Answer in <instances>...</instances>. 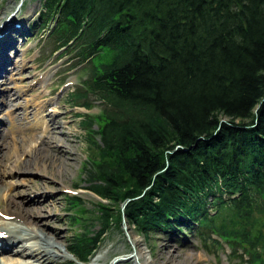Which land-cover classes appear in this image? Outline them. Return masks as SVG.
Segmentation results:
<instances>
[{
    "label": "trees",
    "instance_id": "16d2710c",
    "mask_svg": "<svg viewBox=\"0 0 264 264\" xmlns=\"http://www.w3.org/2000/svg\"><path fill=\"white\" fill-rule=\"evenodd\" d=\"M42 3L54 53L89 67L70 99L105 106L81 181L103 202L66 197L70 253L89 263L124 221L147 238L185 224L230 263L264 264V0Z\"/></svg>",
    "mask_w": 264,
    "mask_h": 264
},
{
    "label": "rangeland",
    "instance_id": "374dc122",
    "mask_svg": "<svg viewBox=\"0 0 264 264\" xmlns=\"http://www.w3.org/2000/svg\"><path fill=\"white\" fill-rule=\"evenodd\" d=\"M41 9V0H0V28L3 22H8L10 19H13L15 26L22 24L20 21L25 20L27 32L22 37L17 36L16 49H10L8 51V56L12 59V64H20L25 61L28 66V73H26V70L22 75H18L16 82L20 83L22 78L34 75H36L38 80L47 78L45 85L40 86L35 94L44 96L46 100L52 99L53 103L47 107V111L62 106L69 113V120H72L74 125V134L71 139L75 141L73 144L77 147L75 152L78 160L74 163L75 166L71 169V174H69L65 184L57 183L50 178H45L47 179V187L42 189L44 192H37V189L25 190L21 184L22 179L35 180L38 174L16 170L12 176H3L1 173L4 172L6 166H10L9 163L12 161L9 163L6 162L4 168L0 166V186H3L4 182H6V185L11 183L12 186L9 190L8 186H6L4 193L1 195L7 197L11 193L17 202H22L25 205L24 207L29 209H31L29 206L30 200H36L37 197L42 198L43 195L48 196V199L52 196L54 206L51 207V210L53 214L55 213L53 218L56 220L48 218V211L42 213L46 216L45 220L49 224V228L62 231V243L66 249L69 241L73 239L77 232L76 227L73 225L78 223L71 221L72 216L66 199L69 195L66 194V191H72L74 188L77 189V184L82 185L76 193L81 195L86 202L83 207L85 211L94 212V206L101 202L97 196L87 189L86 184L81 182L84 173H86L85 168H91V159L93 158L92 147L96 149V144H98L96 134L99 128L97 127L88 133L82 129V123L85 122V115L94 121L98 120L105 106L98 102L95 96H90L86 102L87 105L93 107L91 110L76 107L73 100L70 99L74 91L78 92V90L84 87L83 81L87 79L89 74L88 67H81L74 71H69L68 69H72L73 64L76 63L73 60V55H67L60 59L62 52L52 54L54 48L51 45V40H48V38L49 31L53 28L54 24L50 23L48 29H42L39 26L42 22L39 15ZM67 57H70L72 62ZM32 81L34 83L36 80ZM31 84L27 83V86ZM49 85L50 87L46 88ZM28 95L30 97L32 91H29ZM97 123L99 125V122ZM2 129H5V127L3 126ZM48 199L46 201H49ZM17 207L13 206V208ZM26 216L27 218L30 217L27 214ZM85 217L90 219L94 215L86 213ZM79 223L85 226L89 225L88 220H81ZM78 228H81V226ZM134 237L140 240V246L146 258L155 264H233L228 260L231 251L226 245H223V247L217 244L214 245L212 239L219 238L213 234H209L207 239L206 236L198 237L196 234L194 235L192 231H187V234L184 233L181 235L179 240L174 238V236L163 234H153L147 238L127 222L123 223L122 230L120 227L117 228L114 225L113 230L107 233L103 243L88 264H92L97 255L107 252H110L108 259L101 261L99 264H113L116 259H123V261L117 264H142L135 258L136 246L133 241ZM164 246H168L170 251L169 249L168 251L166 249L163 250ZM161 252H169L172 256L171 260L164 262V258H160ZM68 255L70 257L68 256L67 258V264H83L77 262L69 253Z\"/></svg>",
    "mask_w": 264,
    "mask_h": 264
},
{
    "label": "bare ground",
    "instance_id": "6f19581e",
    "mask_svg": "<svg viewBox=\"0 0 264 264\" xmlns=\"http://www.w3.org/2000/svg\"><path fill=\"white\" fill-rule=\"evenodd\" d=\"M21 22V27L17 28L10 19L3 22L0 28V166L4 168L6 162L12 161L1 174L9 177L16 170L38 174L35 180L22 179L21 184L25 190L44 192L42 189L47 187L48 178L57 183H66L78 160L77 147L71 139L74 125L69 120V113L62 106L47 111V107L53 103L52 99L46 100L44 96L35 94L40 86L45 85L47 78L38 80L34 75L16 82L17 76L22 75L28 67L25 61L12 64L8 56L10 49H16V37H22L27 32L25 20ZM32 80L36 81L33 83ZM27 83L32 84L27 86ZM29 91H32L30 97ZM3 126L5 129H2ZM6 186L9 190L12 185L4 182L0 186V264H67L69 255L62 243L63 233L59 229L49 228L42 213L48 211V218L55 219V213L51 210L54 206L52 196L48 199L43 195L42 198L30 200L29 209L22 202H17L11 193L7 197L2 196ZM26 214L30 217L27 218ZM133 241L137 261L155 264L144 255L140 240L134 237ZM163 248L169 249L168 246ZM109 255L110 252L97 255L92 264L107 260ZM160 258L167 262L172 256L169 252H161Z\"/></svg>",
    "mask_w": 264,
    "mask_h": 264
}]
</instances>
